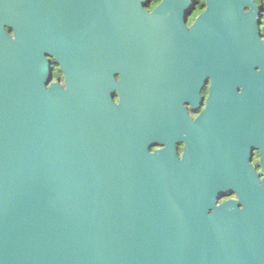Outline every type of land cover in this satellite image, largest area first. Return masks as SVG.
Segmentation results:
<instances>
[{"label": "water", "instance_id": "obj_1", "mask_svg": "<svg viewBox=\"0 0 264 264\" xmlns=\"http://www.w3.org/2000/svg\"><path fill=\"white\" fill-rule=\"evenodd\" d=\"M150 2L0 0V264H264V181L212 180L264 137L261 11L205 0L188 29L191 0ZM195 58L222 81L192 120L164 85Z\"/></svg>", "mask_w": 264, "mask_h": 264}, {"label": "flooded vegetation", "instance_id": "obj_2", "mask_svg": "<svg viewBox=\"0 0 264 264\" xmlns=\"http://www.w3.org/2000/svg\"><path fill=\"white\" fill-rule=\"evenodd\" d=\"M163 0H151L147 7L149 13H153L154 10L160 5ZM191 4L194 6L192 11L187 16L186 26L190 29L196 21V18L206 10L205 0H191ZM257 8L260 13V31L261 39L264 40V0H255ZM248 11V10H247ZM198 59H184V60H172V63L166 68L169 71L167 75V84L164 85L165 100L171 106L181 105L192 120L200 118L205 111L208 101L212 95L213 86L217 87V81H222V77H216L215 82L212 78H207L202 85V73L200 62ZM54 68V66H53ZM59 68V67H58ZM60 69H57V75H55L54 82H60L64 84L62 74H59ZM121 76L116 75L117 81H120ZM234 86H236V93L240 96L243 94L244 86L241 79L244 78L243 74L235 75ZM239 80V83H236ZM214 87V88H215ZM241 98V97H240ZM243 100V98H241ZM114 101L119 103V95L115 93ZM241 102L240 99L234 100V102ZM260 106L258 107V109ZM215 109L218 113H224L229 110H233L234 107L225 103L222 99H216ZM171 110V109H170ZM172 111V110H171ZM251 138L246 139V145H242L235 149V151L228 155V160L225 162H219L223 168L222 171H216L215 177L212 180H258L264 181V137L257 138L259 145H249ZM177 154L180 158L184 155L185 144L178 143ZM163 148L161 146H153L150 148L151 152ZM247 207L251 202L250 198L247 199ZM254 202V201H253ZM228 203H237L238 210L244 209V204L236 192L225 191L222 193L216 201L215 208L224 209ZM255 203V202H254ZM210 213H214L212 210Z\"/></svg>", "mask_w": 264, "mask_h": 264}, {"label": "rangeland", "instance_id": "obj_3", "mask_svg": "<svg viewBox=\"0 0 264 264\" xmlns=\"http://www.w3.org/2000/svg\"><path fill=\"white\" fill-rule=\"evenodd\" d=\"M53 66H54V78H55V72L57 71V69H59L58 68V66H56L55 64H53ZM54 80V79H53Z\"/></svg>", "mask_w": 264, "mask_h": 264}, {"label": "trees", "instance_id": "obj_4", "mask_svg": "<svg viewBox=\"0 0 264 264\" xmlns=\"http://www.w3.org/2000/svg\"><path fill=\"white\" fill-rule=\"evenodd\" d=\"M57 66V65H56ZM61 72L59 71V74H60ZM55 75H57V71L55 72Z\"/></svg>", "mask_w": 264, "mask_h": 264}]
</instances>
